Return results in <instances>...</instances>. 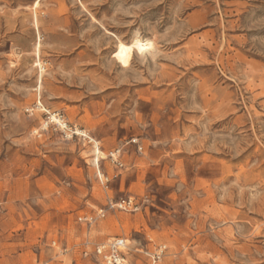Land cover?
Wrapping results in <instances>:
<instances>
[{
    "label": "rangeland",
    "instance_id": "obj_1",
    "mask_svg": "<svg viewBox=\"0 0 264 264\" xmlns=\"http://www.w3.org/2000/svg\"><path fill=\"white\" fill-rule=\"evenodd\" d=\"M114 237L128 264H264V0H0V264Z\"/></svg>",
    "mask_w": 264,
    "mask_h": 264
},
{
    "label": "built area",
    "instance_id": "obj_2",
    "mask_svg": "<svg viewBox=\"0 0 264 264\" xmlns=\"http://www.w3.org/2000/svg\"><path fill=\"white\" fill-rule=\"evenodd\" d=\"M31 114V110H27ZM49 126H54L59 129L61 132L67 130V125L64 122L61 115L58 113L47 114L45 121L43 122L44 129H47ZM71 137L86 139L85 133L80 131L77 127L73 126L68 130ZM132 144L137 145V149L140 152L141 146H138L136 140L131 141ZM109 161L116 167L121 168L122 164L120 162V151L113 150L108 154ZM109 209H118L121 211L132 210L134 204L132 199L128 198L126 200H121L117 203L110 202L108 204ZM136 210V209H135ZM104 217L103 210L98 211L95 216H87L83 219L84 223L87 225L94 224L97 220ZM126 240L120 237H114L109 239L106 242L98 243L92 246L90 252H84V256H92L95 260L99 261L102 264H128L126 260ZM166 247L164 245L156 246L153 251L146 250L144 252L145 257L147 258L148 264H158L164 257Z\"/></svg>",
    "mask_w": 264,
    "mask_h": 264
},
{
    "label": "bare ground",
    "instance_id": "obj_3",
    "mask_svg": "<svg viewBox=\"0 0 264 264\" xmlns=\"http://www.w3.org/2000/svg\"><path fill=\"white\" fill-rule=\"evenodd\" d=\"M36 5H37V3H36ZM132 47H133V49L137 52V54L138 55H143V54H145L146 52H148L149 51V49H151V47H152V43H150V42H146V43H143V42H141L139 39H134V41H133V43H132ZM35 48H36V53H38V50H39V44H37V46H35ZM38 60V59H37ZM38 64V63H37ZM39 66V65H38ZM40 67V66H39ZM41 68V67H40ZM41 73V72H40ZM90 142H93V144H94V150H93V152H94V154L96 155V157H95V155H94V159H93V162H94V165L95 166H98V156H99V154H100V151H99V149H98V144L96 143V142H94L93 140H91L90 139Z\"/></svg>",
    "mask_w": 264,
    "mask_h": 264
},
{
    "label": "crops",
    "instance_id": "obj_4",
    "mask_svg": "<svg viewBox=\"0 0 264 264\" xmlns=\"http://www.w3.org/2000/svg\"><path fill=\"white\" fill-rule=\"evenodd\" d=\"M38 104H40L39 102H38ZM91 243L89 242V241H87V245H90Z\"/></svg>",
    "mask_w": 264,
    "mask_h": 264
}]
</instances>
